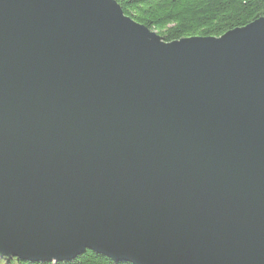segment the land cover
<instances>
[{
    "label": "water",
    "instance_id": "obj_1",
    "mask_svg": "<svg viewBox=\"0 0 264 264\" xmlns=\"http://www.w3.org/2000/svg\"><path fill=\"white\" fill-rule=\"evenodd\" d=\"M264 264V17L165 42L116 0H0V256Z\"/></svg>",
    "mask_w": 264,
    "mask_h": 264
},
{
    "label": "trees",
    "instance_id": "obj_2",
    "mask_svg": "<svg viewBox=\"0 0 264 264\" xmlns=\"http://www.w3.org/2000/svg\"><path fill=\"white\" fill-rule=\"evenodd\" d=\"M123 13L165 42L219 37L264 17V0H116ZM0 264H130L86 250L69 261L31 262L0 256Z\"/></svg>",
    "mask_w": 264,
    "mask_h": 264
}]
</instances>
